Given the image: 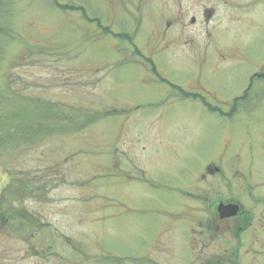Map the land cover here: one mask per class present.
I'll return each mask as SVG.
<instances>
[{
	"label": "rangeland",
	"instance_id": "obj_1",
	"mask_svg": "<svg viewBox=\"0 0 264 264\" xmlns=\"http://www.w3.org/2000/svg\"><path fill=\"white\" fill-rule=\"evenodd\" d=\"M8 1L3 107L43 127L0 149V264H207L208 165L264 199V0L170 30L149 2Z\"/></svg>",
	"mask_w": 264,
	"mask_h": 264
},
{
	"label": "flooded vegetation",
	"instance_id": "obj_2",
	"mask_svg": "<svg viewBox=\"0 0 264 264\" xmlns=\"http://www.w3.org/2000/svg\"><path fill=\"white\" fill-rule=\"evenodd\" d=\"M147 2L169 16L167 30L179 20L185 28L182 21L188 15H192L190 26L207 25L220 6L240 12L244 4V0H133L136 16ZM256 76L264 74L253 76L251 85ZM202 180L207 182L202 196L207 218L205 222L196 218L197 230L192 237L194 245L201 241V249L205 247L210 253L207 264H264V199L256 195L240 169L227 172L218 160L208 165Z\"/></svg>",
	"mask_w": 264,
	"mask_h": 264
},
{
	"label": "trees",
	"instance_id": "obj_3",
	"mask_svg": "<svg viewBox=\"0 0 264 264\" xmlns=\"http://www.w3.org/2000/svg\"><path fill=\"white\" fill-rule=\"evenodd\" d=\"M10 6V2L8 0H0V64L3 61V56H4V49H5V44L7 41L8 36H10V28L8 27V21L9 20H5L6 17L3 16V12ZM62 9H65L64 7H61ZM72 10H74L75 8H70ZM79 9V8H78ZM76 10V9H75ZM81 10V9H80ZM264 78V76H256V78ZM182 94L189 98H197L192 96L191 94H185V92H182ZM21 98V97H20ZM247 99V96L241 97L239 99H237L234 102V109H237L238 105L240 104L241 101H244ZM10 100L8 99L7 96H5L4 94H2L0 92V149H3L5 146H11L14 145L11 143H8L7 140H10L11 138H20L19 140L26 145H30L36 140L38 137V133L40 131V129L43 127L42 125H35L33 124V122H28L26 123V121L24 122H19L16 124L15 121H13V118L10 117L11 114L7 113V110L3 107V103H9ZM205 105L207 106V104L205 103ZM36 111H43V109H35ZM22 112H32L35 113L33 111L28 110L27 108H20L18 107L17 109H15L14 113L15 116H13L14 118L16 117L18 119V117H20V115H22ZM35 113L38 114L39 117H44L46 120L50 119L51 117V109H48V111L46 112V114H48L47 116L44 115L42 112L39 113ZM23 116V115H22ZM228 116V115H226ZM13 140V139H11ZM18 143V142H16ZM20 143V142H19Z\"/></svg>",
	"mask_w": 264,
	"mask_h": 264
}]
</instances>
